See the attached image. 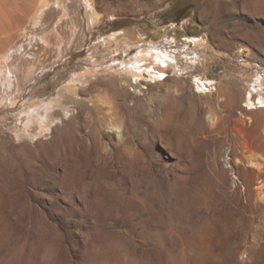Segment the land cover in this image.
I'll use <instances>...</instances> for the list:
<instances>
[{
    "label": "rangeland",
    "instance_id": "1",
    "mask_svg": "<svg viewBox=\"0 0 264 264\" xmlns=\"http://www.w3.org/2000/svg\"><path fill=\"white\" fill-rule=\"evenodd\" d=\"M7 1L17 7L0 11V264H264V209L223 193L241 176L226 161L239 144L231 118L252 112L247 87L264 94L254 0H93L96 14L85 0L37 13L38 0ZM138 59L172 75L127 74ZM70 85L105 97L98 118L123 121L124 136L94 123L90 103H69L56 127ZM217 109L214 126L190 124ZM165 111L188 114L172 150L152 135ZM30 113L39 121L18 127Z\"/></svg>",
    "mask_w": 264,
    "mask_h": 264
},
{
    "label": "bare ground",
    "instance_id": "2",
    "mask_svg": "<svg viewBox=\"0 0 264 264\" xmlns=\"http://www.w3.org/2000/svg\"><path fill=\"white\" fill-rule=\"evenodd\" d=\"M74 1L75 2L76 1L79 2V0H74ZM47 3H48V0H38V4L35 7V12L34 13H37L41 9L43 10L42 7L46 6ZM16 4L17 3H14V6H16ZM251 4H252V7L255 10V12L261 13L262 11H264V0H254ZM84 5H86L87 8H91V10L95 13L93 0H85ZM14 6H10V3L7 0H0V8H1L0 11L1 12H3L2 11V8H3V9H6L5 11L6 12L8 11L7 13L9 14L10 10ZM5 11H4V13H5ZM34 13H33V15H34ZM192 40L195 42V44L197 46H198V44L206 43V38L205 37H202V38H199V39H196L195 37H193ZM156 48H157V46H155L153 48H150V50L151 49H156ZM162 52H164V51H162ZM246 52L247 51H245L244 48L239 47L238 53L245 54ZM0 56H1V53H0ZM157 59H161V57H157ZM152 61L157 63V61L153 57H152ZM161 61L164 62V59L162 58ZM135 62H139V63H135ZM145 62H142V59L134 60L133 63H132L131 68H128V67L126 68L127 69L126 70L127 74H128V72H130V73L132 72L135 76L136 75L137 76H141V75H146L147 76L146 73H149L156 80H162L161 79V78H163L162 75L166 74L167 72H169V74H171L173 72L172 68L171 69H167L166 66H164L163 64H161L160 66H156V65H151V64H145ZM87 69H90V68L88 67ZM169 76L170 75H168L164 79L170 78ZM137 78H139V77H137ZM147 82H149V80ZM147 82H145V84L151 85V83H147ZM8 84H10V81H9ZM7 87L8 86H6V83L3 82V88H2L1 94H0L1 95V98H0L1 102H3L4 99H7V96H8L7 95L8 94V90H7L8 88ZM201 91H202V93H205L207 90H205L203 88ZM65 92L66 93L63 95L64 98L62 97L63 99L61 98L59 100V103H58L60 108H61V111H62L61 115H60V113L59 114L58 113H54L52 115L53 121H56V124H55L56 127H58V126H60L61 124L64 123V116L67 114V111H69V107H68L69 103H75L79 107L80 106H85V105L89 106V103H90V106H89L90 110L88 109V111H92L94 113L93 114L94 115V121H93L94 123H96V122L98 123L99 122L100 126H102V127L106 126L108 128L110 127L111 129H115L116 131L114 133V136L117 135L119 138H122V136H124L123 134H124L126 125H125V127L122 125L124 127V129H123V131H120V128H121V124L120 123H122L123 121L121 122L119 120L120 121V122L118 121L119 123L115 122L113 116L109 115L110 113H106L101 119L98 118V114H99L98 107H104L105 106L104 104L109 103L108 100L105 97H100L99 95L97 96V95L91 94L93 92L92 88L90 89V94L86 95V93H82V94L78 93L77 90L72 85L67 87V91H65ZM246 94L248 95V99H247L248 107L247 108H248V110H251L252 112H250V114H251L250 116L245 117V118H233V117L231 118V120H232L231 121V125H232V130L231 131L233 133L236 132V135H235L234 139H237V142H239V144H238V148H236L234 150L233 154H232L233 155L232 161L226 160L228 165L231 167L232 171L236 170V171L239 172V174L241 175L240 177L242 178L243 182L241 181L240 177L236 176V174H233V176H235L234 179H232L233 181L230 179V181H229L230 184H229L228 188L225 189V192H223V193L227 194L229 197H232L233 199L234 198L235 199H239L240 196H243V198H244L243 201L246 202V203L249 202L248 200H249V196H250L251 199H253V201H254V205L256 204L259 208L264 209V136L259 131L260 129L263 130L264 117L260 116V114L258 113L259 110L262 111L264 109V94H263L262 88L254 87V89L252 90V89H250V86L247 87ZM91 103H92V105H91ZM163 105H164V103H163ZM168 105H170V104H168ZM215 106H216L215 108L218 107V105H216V104H215ZM164 107H165V105H164ZM232 108L233 107L231 106V108L228 111L231 112ZM76 109H77V112H79V110L81 108H74L73 111H75ZM26 110L27 109H25V111ZM158 113H160V112H158ZM181 113L173 114L172 111H171V113L168 112V111H165V115L163 116V118L154 119L153 124H155L156 126H157V124H159L161 126H158V129L154 128L155 130L153 131V133L151 132L152 135H153V140H159V141L161 140V141H163L165 143V146L172 150L174 148V145H175V140L174 139H176V136H180L181 135L180 132L183 129V125L185 123H188L187 122L188 119L186 118V116L188 114L185 116V115H183ZM207 114H208L207 120L206 119L202 120L199 117L192 116L190 118V124L193 125L194 128L196 130H198V131H202L206 127L210 128L211 126H214V124L218 121L219 118L220 119L223 118L224 110H218V109H217V111L208 110ZM85 115H88V114H85ZM160 116H161V113H160ZM91 117H92V115H91ZM38 118H39V115L30 113L26 118L21 120V123H20V125L18 127H20L21 129L22 128L29 129V128H31L34 124H36L39 121ZM250 119L252 120V124L251 125H249V123H248ZM65 121H67V120H65ZM116 121H117V119H116ZM14 122L17 123V121H14ZM46 125L47 124H45V126L42 127V129H44L45 131L49 130V128L51 127V123L49 124V126H46ZM58 128H61V127H58ZM102 134H104V133H102ZM100 137L102 138V136H100ZM103 138H104V135H103ZM105 143L107 144L108 142H105ZM171 152L172 151H169L170 155H172ZM174 159H175V161L177 163V162H179L180 157L177 158L174 155ZM217 162H218L217 163L218 166H220V169L222 170L221 173L223 174L224 171H225L224 162H221V161H217ZM177 164H178V166H180L179 163H177ZM147 167H148V165H147ZM180 169H182V168H180ZM184 169H186V167ZM186 171H187V169H186ZM249 177H251L252 180H253L252 185H250V183H249V180H250ZM244 185H246L245 189L249 190V194L248 193L246 194L245 192H243ZM238 189H239V191H238ZM200 195H203V193L200 194V191H199L194 196H197V198H200ZM140 199H142V198H139V201H140ZM140 202H142L143 205L146 208L149 207L151 209V203L150 202L149 203L145 202L143 199Z\"/></svg>",
    "mask_w": 264,
    "mask_h": 264
},
{
    "label": "water",
    "instance_id": "3",
    "mask_svg": "<svg viewBox=\"0 0 264 264\" xmlns=\"http://www.w3.org/2000/svg\"><path fill=\"white\" fill-rule=\"evenodd\" d=\"M251 114H247V116H250Z\"/></svg>",
    "mask_w": 264,
    "mask_h": 264
}]
</instances>
